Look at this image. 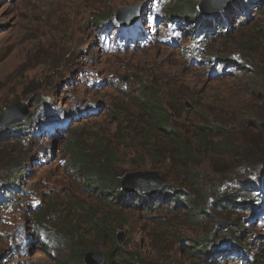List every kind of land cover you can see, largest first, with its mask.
<instances>
[{
  "label": "rangeland",
  "instance_id": "obj_1",
  "mask_svg": "<svg viewBox=\"0 0 264 264\" xmlns=\"http://www.w3.org/2000/svg\"><path fill=\"white\" fill-rule=\"evenodd\" d=\"M185 1L199 10L201 0ZM239 1L244 12L210 27L174 17L182 26L175 47L157 39L103 53L95 28L101 18L152 0H0V118L5 108L26 110L19 123L0 126V264H68L72 253L89 250H113L110 264H128L115 245L138 264H247L251 256L264 264V229L248 223L249 196L213 207L217 190L233 192L223 188L226 181L244 184L250 172L264 170V0ZM160 2L154 8L162 16ZM161 24L158 33L166 31ZM146 95L162 102L169 123L190 142L198 124L233 129L228 154L205 158L204 178L187 190L206 207L199 222L172 201L149 209L107 202L127 177V184L152 173L181 181L178 166L162 157L174 143L143 111ZM62 119L67 126L48 137L45 125ZM72 145L93 161L112 158L114 182L105 196L74 169ZM203 240L213 250L193 253Z\"/></svg>",
  "mask_w": 264,
  "mask_h": 264
},
{
  "label": "trees",
  "instance_id": "obj_2",
  "mask_svg": "<svg viewBox=\"0 0 264 264\" xmlns=\"http://www.w3.org/2000/svg\"><path fill=\"white\" fill-rule=\"evenodd\" d=\"M185 3V0H174L170 3V5L168 4L169 6H166V9L168 7V12L165 14L166 17L179 14L188 15L195 18L198 22L206 20L205 22L209 26L210 22H218L221 19L222 21H226L227 19H230L231 15L235 12L239 10L244 12L247 8L246 4L242 1L232 0L228 2L224 12L222 11L216 14H205L193 8V6L190 4L185 5ZM195 5L197 6V2ZM240 16L242 18L245 15L241 14ZM104 18H110V16L108 15ZM141 102L143 104V111H145V113L150 118L151 124L157 125L161 130H164V133L167 135V137L174 143L175 149L173 151H169V149H167L168 152L163 153L164 155L162 157L170 163L178 166L180 171H177L176 176H179L181 181H178L176 178L173 180L172 178L166 176V178H164L166 181H168V184L162 186V188L158 189L156 193L150 195L138 192L125 193L121 190V186H119L118 188L116 187L114 191H111L112 194L110 198L107 199V202L114 203L117 200L122 201L126 199L127 201H134V204L137 202L138 206H141L145 203L149 209L151 206H156L160 202L172 201L178 204L179 207L188 209V214L191 220L195 222H199L201 218H207V213L205 212L206 207L197 203L196 201H192V199L188 196L189 192L187 190L193 186L198 187L200 181L202 178H204L201 174V166H205L203 161L205 158L208 159L206 162L209 163V160L210 162H213V158L215 157H221L225 154H228V152L231 150L230 144L234 142L233 137H231L232 134H230L233 129H231L230 126H219L215 122H209V124L206 125L204 123L200 125L198 124L194 130V134L191 136L192 142H190L188 139L185 140V137L181 133L177 132L173 125L169 123L168 118L170 114L168 110L163 106L161 101L155 99L154 95H146V97H144ZM224 133L226 134L223 136V138L218 139ZM193 140L197 142L196 145H193ZM70 149L71 155L75 154L73 157L75 164L74 169L82 170L87 174L86 177L82 176L84 183L86 182V187L93 190H100L101 195L105 196L106 192L109 190V183L114 182V177L112 176L111 170L108 168V166L113 164V161H111L112 158L108 157L106 160L96 159L93 161V158L87 153V151H84L78 147H74L73 145ZM209 153L211 154L210 156ZM153 155L156 156L155 153H153ZM165 174L166 173L164 172V175ZM225 177L227 179L228 176ZM101 186L104 187L101 188ZM179 186L183 187H181L179 190ZM177 187L179 193L174 196V199L170 198L171 191L174 192ZM210 189L211 187L206 189V194L204 197L206 200L207 197L211 196ZM215 194L217 198H215L213 201V207H216L218 210L225 209L230 204V202L235 200L234 195H229L227 192H221L220 190H217ZM168 198L170 199L168 200ZM219 200L222 201L219 202ZM36 220L42 223L40 214L36 215ZM102 226L103 225L101 224L97 225L99 229H102ZM215 232L216 229H214L211 234L213 235ZM114 249L116 255L122 260L127 261L128 264L139 263L138 260L135 263L129 262V258L127 255L125 256L126 253L119 250L117 245L114 246ZM210 249L211 244L208 243V241L203 240L192 252L195 254L204 253L208 252ZM112 252L113 250L111 252L104 253L105 260L103 264H110L109 262L112 261L110 259ZM81 257L83 258V255L81 256L80 254L72 253L68 264H84ZM196 258H199V256Z\"/></svg>",
  "mask_w": 264,
  "mask_h": 264
},
{
  "label": "clouds",
  "instance_id": "obj_3",
  "mask_svg": "<svg viewBox=\"0 0 264 264\" xmlns=\"http://www.w3.org/2000/svg\"><path fill=\"white\" fill-rule=\"evenodd\" d=\"M229 1V0H228ZM159 2H160V0H159ZM169 2H170V0L167 2V3H165V2H160V4H162V6H164V8H165V10H164V12H163V15L161 16V20L159 21V23H158V26H157V28L159 27V25H162L161 24V21H163V25L165 26V22H168V21H170L171 19H173L174 17H176V16H178L179 18L182 16V17H185V16H187V15H181V14H179V15H175V16H170V17H166V6L169 4ZM227 4H228V2H227ZM139 5V4H138ZM138 5H135V7H133V6H125V7H122V8H120V9H118L117 11H116V13H113V15H112V17H111V15H110V18H101V19H104V20H102V22H100V23H97L96 25H95V28L97 27V26H100V25H102L103 23H108V24H115V26L116 27H119L120 25H122V26H126L127 24H126V22H127V20L126 21H121V19H120V17H119V15H120V13L121 12H124L125 10H137L138 9ZM197 5H198V2H197ZM227 6V5H226ZM149 7V6H148ZM144 9V8H143ZM143 9H141L142 10V12H141V15L143 14V12H144V10ZM139 10V9H138ZM199 11H201L200 9H199ZM120 12V13H119ZM201 12H203V11H201ZM204 13V12H203ZM205 14H216V12H209V13H205ZM133 20H135V19H133ZM209 21V20H208ZM205 25H207V23L205 22ZM166 36V38H164V37H161V36ZM179 36V35H178ZM178 36H174L175 37V43H177V41H178V39H177V37ZM193 39L195 38V36L193 35V37H192ZM157 39H159V40H162L163 41V43H165L166 44V42H168L169 40H171V34H170V32H168V31H162V32H159L157 35H156V38H155V40H157ZM155 40L153 41V42H155ZM167 45L168 46H170V47H175L176 46V44L174 45V46H172V45H169L168 43H167ZM137 47H135V48H139V47H141V46H138V45H136ZM134 49V48H133ZM105 53H107V52H105ZM112 53V52H111ZM14 124H16V123H14ZM242 167H240L239 168V170L241 169ZM239 170H237V172H236V174L234 175V176H239L238 175V172H239ZM250 172V171H249ZM231 177V176H230ZM164 179V178H163ZM228 179V178H227ZM231 179V178H230ZM165 180V179H164ZM226 181V180H225ZM246 183H244V184H242L241 182H239V184L238 185H234V184H232V182H229V181H226L225 183H226V186H224L223 188H227V187H229V186H233V192L232 193H230L229 195H234V197H235V200L233 201V202H231V203H233V204H237V205H240L243 201H244V199L246 198V197H248V198H250V202H251V207H250V211H251V216H250V219H249V221H248V223L250 224V226H254V227H257L258 228V224L257 223H260L262 226V228L264 229V170H262V169H260V168H258V170H257V172H250L249 173V175H248V179H246V181H245ZM168 184V182H166V184L165 185H167ZM165 185H163V186H165ZM246 185H249L250 186V188H247V189H245L244 187L246 186ZM162 186H160L158 189H160ZM223 188H221V189H223ZM157 189V190H158ZM121 190L123 191V192H125L122 188H121ZM157 190L155 191V192H152V193H149V195L150 194H153V193H156L157 192ZM221 192L223 191V190H220ZM133 192H137V191H133ZM223 192H226V191H223ZM126 193V192H125ZM128 193H132V192H128ZM139 193V192H138ZM247 195L246 197H244V195ZM258 195H261L262 196V198L261 199H259V197H257ZM244 197V198H243ZM243 198V199H242ZM241 199H242V201H241ZM213 201V200H212ZM212 201H210V202H212ZM241 201V202H240ZM240 202V203H239ZM225 247L227 246V245H224ZM213 250V248H212V245H211V251ZM104 254V253H103ZM211 254H212V252H211ZM104 260H105V254H104ZM254 260H253V257L251 256V259L250 260H247V264H251L252 262H253ZM104 263V262H103ZM253 264V263H252Z\"/></svg>",
  "mask_w": 264,
  "mask_h": 264
},
{
  "label": "water",
  "instance_id": "obj_4",
  "mask_svg": "<svg viewBox=\"0 0 264 264\" xmlns=\"http://www.w3.org/2000/svg\"><path fill=\"white\" fill-rule=\"evenodd\" d=\"M228 0H201L198 5L199 9L204 13L209 12H217L226 7ZM120 13V12H119ZM2 115L0 118V126H7L14 123H19L24 116L26 115V110L20 106L15 105L12 108H5L2 111ZM141 175V174H140ZM151 180H147V178H138L136 182L132 184H127L126 181L129 177L122 180L121 188L125 192H133L137 191L139 193H152L155 192L160 186L166 184V180L159 177L156 173L151 174ZM146 181V184L144 182ZM128 185V187L126 186ZM83 262L84 264H103L104 262V254L99 250H89L83 253Z\"/></svg>",
  "mask_w": 264,
  "mask_h": 264
}]
</instances>
